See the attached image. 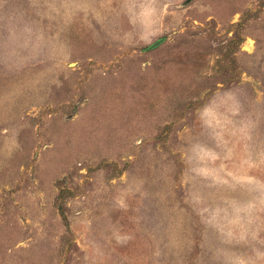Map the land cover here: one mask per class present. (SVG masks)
I'll list each match as a JSON object with an SVG mask.
<instances>
[{
  "label": "rangeland",
  "instance_id": "1",
  "mask_svg": "<svg viewBox=\"0 0 264 264\" xmlns=\"http://www.w3.org/2000/svg\"><path fill=\"white\" fill-rule=\"evenodd\" d=\"M183 1L0 0V264H264V0Z\"/></svg>",
  "mask_w": 264,
  "mask_h": 264
},
{
  "label": "water",
  "instance_id": "2",
  "mask_svg": "<svg viewBox=\"0 0 264 264\" xmlns=\"http://www.w3.org/2000/svg\"><path fill=\"white\" fill-rule=\"evenodd\" d=\"M187 0H184L183 2H186ZM162 39V37L157 38L156 40H154L153 42H151L150 44H148V47L154 46L155 44H157L160 40Z\"/></svg>",
  "mask_w": 264,
  "mask_h": 264
}]
</instances>
